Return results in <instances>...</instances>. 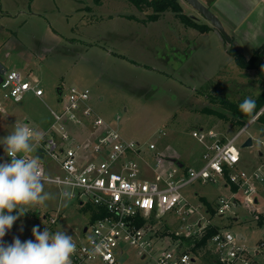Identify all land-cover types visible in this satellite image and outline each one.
Returning a JSON list of instances; mask_svg holds the SVG:
<instances>
[{
	"label": "rangeland",
	"instance_id": "rangeland-1",
	"mask_svg": "<svg viewBox=\"0 0 264 264\" xmlns=\"http://www.w3.org/2000/svg\"><path fill=\"white\" fill-rule=\"evenodd\" d=\"M9 1L13 0H4L7 8L24 13H16L11 21L0 11L4 17L0 18V63L6 62L7 71L14 70L25 80L37 79L44 90L42 100L28 93L22 101L8 103L10 117L13 124L29 125L42 136L43 130L54 121L51 110H62L57 90L62 88V99L66 101L63 95L76 87L88 93L87 106L93 114L116 127L125 140L139 143L143 149L153 143L166 158L191 166L202 153L201 145L192 138V131L203 128L216 133L220 139L239 131L226 105L234 102V95L226 96L223 91L229 87L232 91L235 85L238 86L235 93L241 89L253 91L254 95L259 93V78L239 71L226 52V44L215 34H199L192 29L187 34L181 33L184 26L179 20L174 21L170 13L152 24L146 21L149 12H141L127 0H104L100 7L95 6L94 0H82L84 11L88 10L87 6L93 9V13H84L85 21H97L84 27L81 22L84 14L77 13L74 0H35L33 4L32 0H16V8ZM51 3H56L58 8ZM36 11L42 16L28 15ZM190 11L189 8L187 12ZM101 15L106 17L102 23ZM4 26L13 33L3 30ZM104 34L106 39L100 41L98 35ZM117 34L122 36L120 40ZM181 37L183 40L178 41ZM88 40L100 46L89 47ZM106 49L117 54L111 55ZM244 56H250L248 47ZM28 74L34 77H27ZM217 77H221L218 78L220 87L216 89L219 92L212 91V84L206 88V83ZM0 100H3L1 95ZM82 120L91 123V119ZM248 123L235 143L240 154L238 167L252 174L263 166L264 176V136L261 137L264 129L256 121ZM70 126L76 127L72 124L67 127L70 136L78 133V129L70 131ZM248 138L252 139V145L242 147ZM257 141L261 143L258 145ZM37 149L38 146L29 155L35 156ZM147 155H151L148 150ZM43 164L47 175H61L60 167L49 156ZM259 183L256 205L238 206L223 218L206 214L201 198L215 208L219 198L228 193L221 184L197 182L186 188L184 194L193 204L202 205L203 211L199 212L204 220L230 231L236 238L242 235L243 239L237 240L239 245L254 255L255 264H264V181ZM45 191L52 193L54 199L47 201L46 206L28 208L27 214L3 238L5 244H11L15 237L22 242L34 240L32 229L37 226L41 232L45 228L50 232L64 230L74 241L81 239L94 206L86 199H83L86 204L80 206L77 200L62 198L63 191L56 185L45 183ZM199 218L200 215L192 214L189 222L195 224ZM51 219H56L55 223ZM173 220L165 226H155L154 231L175 240L172 234L182 232L183 222ZM259 220L263 223L258 224ZM123 249L120 264H147L135 248L124 245ZM198 258V263L210 264L203 256Z\"/></svg>",
	"mask_w": 264,
	"mask_h": 264
},
{
	"label": "built area",
	"instance_id": "built-area-1",
	"mask_svg": "<svg viewBox=\"0 0 264 264\" xmlns=\"http://www.w3.org/2000/svg\"><path fill=\"white\" fill-rule=\"evenodd\" d=\"M28 92L37 97L44 95L36 80H25L13 70L4 74L0 84L3 100L18 103ZM63 97L67 98L64 101L61 94L62 110L52 111L54 121L36 146L43 150L44 158L39 160L45 183L56 185L63 192L72 191V199L80 206L86 204V199L95 208L93 214L97 217L89 218L81 239L74 241L77 248L71 264H120L124 245L135 248L147 264H200L199 256L182 244V237L202 238L211 221L204 220L202 205L193 204L184 190L197 182L227 188L229 193L221 196L214 208L218 218L238 206L258 203L263 166L252 174L238 167L240 154L235 143L247 126L232 137L221 139L212 131L195 129L192 138L204 149L200 163L180 166L159 153L153 143L143 149L139 143L125 140L116 127L93 114L87 106L86 91L71 87ZM4 113L0 104V122ZM84 117L91 119V137L78 141L70 136L67 127L82 126ZM147 150L151 155H147ZM46 156L58 164L61 175H47L43 164ZM8 160L0 147V162ZM205 213L208 214L206 209ZM192 214L200 215L195 224L189 222ZM171 218L183 222L182 232L173 233L175 240L154 231L155 226H165ZM55 221L51 219L52 223ZM237 240L228 230L213 235L207 246L212 255L209 263L255 264L254 255Z\"/></svg>",
	"mask_w": 264,
	"mask_h": 264
},
{
	"label": "clouds",
	"instance_id": "clouds-1",
	"mask_svg": "<svg viewBox=\"0 0 264 264\" xmlns=\"http://www.w3.org/2000/svg\"><path fill=\"white\" fill-rule=\"evenodd\" d=\"M255 108L256 101L250 97L239 105L244 114L253 113ZM12 129L0 139L9 158L0 162V264H71L77 245L64 230L50 232L45 228L41 232L37 226L32 229L34 240L22 242L15 237L11 244L4 243L7 232L27 214L28 208L46 206L47 201L54 199L52 193L45 191V173L39 157L29 155L35 151L42 134L18 122ZM66 184L70 185L71 181ZM60 195L71 200L74 192L64 191Z\"/></svg>",
	"mask_w": 264,
	"mask_h": 264
},
{
	"label": "crops",
	"instance_id": "crops-1",
	"mask_svg": "<svg viewBox=\"0 0 264 264\" xmlns=\"http://www.w3.org/2000/svg\"><path fill=\"white\" fill-rule=\"evenodd\" d=\"M34 1L35 0H32V4L34 3ZM74 1H75L74 4L78 6L77 13H80V14L93 13V9L91 7H88V6L85 7L86 9L88 8V10H86V9H85L86 11L83 10L84 2L82 0H74ZM199 1L201 3H203L205 6H207L218 17V19L221 21L226 33L232 38V41L238 43L239 45H241L243 47L242 53H239V52H237V53L241 54L245 59H249L250 56L252 55L253 51L264 44V0H199ZM9 2L12 3L13 7H15V8L18 5V2L16 0L9 1ZM103 3H104V0L101 4L97 5L95 3V0H94L95 6L100 7L101 5H103ZM179 3L181 5L184 13L187 12L190 8V10H191L190 13L187 12V14L189 16L195 17L199 23L212 28L210 23L205 21L194 9H191V7L184 0H179ZM51 6H55L56 8H58L56 3H54V5H53V3H51ZM4 9H6L7 12H5ZM0 11L4 15L7 16L6 17L7 20L9 19L11 21L14 20L13 18L16 15V13H24V11H22V10L17 11V12H16V10L11 11V9L7 8L6 4H4V0H0ZM9 11H11V12H9ZM167 13H170L173 15L174 21H176V20L178 21V19L175 17V15L173 13L166 12V13L162 14L158 20L152 21V24H155L157 21H159L161 18H163L165 16V14H167ZM85 14L83 17H81L82 18L81 22L85 25L84 27H86L87 25L89 27L90 24L94 25L95 23H97V21L87 23L85 21ZM28 15H31L32 17L33 16H40V17L42 16L37 11L36 12H30V14H28ZM28 15H27V17H28ZM66 15L68 17L70 16V14H67V13H66ZM100 17H101L100 23H102L103 22L102 20L105 19L106 17L104 18L103 15H101ZM0 18L3 19L4 17L0 16ZM128 19L130 21H132V20L136 21L135 19H131V18H128ZM23 22L25 23L27 21L24 20ZM137 22H139V21H137ZM182 25L184 27L183 28L181 27V33L185 32L187 34L188 29H192L196 32H199L193 28L185 26L184 24H182ZM3 30L9 31V33H13V31L10 28L5 27V26L3 27ZM205 33L215 34V30L212 28L208 32H205ZM114 34H116V33H114ZM119 34H121V33H119ZM199 34H204V33L199 32ZM105 35L106 34L98 35L100 38L99 40L102 41V39H106ZM118 36H119L118 39L120 40V38L122 36H120V35H118ZM152 37H154V34L152 35ZM92 39L94 40L93 37H92ZM67 40L71 41L70 39H67ZM93 40H88V41H90L88 43L89 47H99L100 44L98 42L93 41ZM181 40H183L182 37L178 41H181ZM74 41H75V39H74ZM69 43H74V42H69ZM223 43L226 44L225 49H226L227 54L230 56V54L228 53V50L230 49L231 45L229 43H227L226 41ZM83 44L85 46H87V44H85L84 42H83ZM247 47L249 49V55H250L249 58H246L244 56V52H245ZM46 51L50 52L51 50L47 49ZM106 51L108 53H110L111 55H114V53H115V52L108 50V49H106ZM115 54H117V53H115ZM230 57H232V56H230ZM1 63L4 66L6 65V62H1ZM27 77L33 78L34 76L28 74ZM32 80H36L38 82V85H40V82L37 79H32ZM39 88H40V86H39ZM28 93H31L32 96H34L35 98H38L40 100H42V98L44 97V95L42 97H37L32 92H28ZM61 94H62V88H60V91H58L59 99L61 97ZM8 103H10V101L0 100V104H2L3 107L5 108V113L2 116V121L0 122V139H3L4 137H6L13 130L12 128L15 125V124H13L11 117H10V106ZM51 114H52V110H51ZM28 123H30V122H28ZM49 128L50 127H48L46 130H43L44 134H46V132L49 130ZM69 129H70V131H76V129H78V133L74 132L72 134L74 139H76L78 141H85L87 138L91 137L92 127H91V123H89V122H85L80 127L70 126ZM0 147L4 151L3 145H0ZM200 147H201V151L203 153L204 149L202 146H200ZM202 153L199 154L198 161H196V163L192 164V165H197L200 163L199 159H200ZM179 163L185 164L184 162H182L180 160H179ZM228 193H229V191H228ZM201 198L203 201L206 200L204 197H201Z\"/></svg>",
	"mask_w": 264,
	"mask_h": 264
},
{
	"label": "trees",
	"instance_id": "trees-1",
	"mask_svg": "<svg viewBox=\"0 0 264 264\" xmlns=\"http://www.w3.org/2000/svg\"><path fill=\"white\" fill-rule=\"evenodd\" d=\"M127 1L131 3L133 6H135L141 12H146V11L149 12V14H147V20H146L148 22L156 21L159 19V17L162 14L166 12H171L182 24L199 31L200 33H205L208 32L210 29H212L206 25L199 23L192 16H189L186 13H184L179 3V0H127ZM102 2L103 0H95V3L97 5L101 4ZM228 53L230 54V56H232L233 63L235 64V66L239 71L247 75L249 74L250 76L252 75L256 76L257 78H259V84H260L259 93L255 95L253 91H248V89L247 90L241 89V91H237V93H235V90L238 88V86L235 85L233 86L232 91H230V87L225 91H223V94H226V96L232 94L234 95L233 96L234 102H226L227 107L230 108V111L234 116L232 118L233 125L235 126V129L241 130L247 125L249 121H251L253 118L256 117V123L259 124V126L262 129H264V110H263L264 108V44L261 45L256 50H254L249 59H245L241 54L237 53L234 46L230 47ZM218 78L221 77L214 78L212 79L213 81L209 80L206 83V88H208V86L212 84L211 86L212 91L219 92V90H216L218 89V87H220L218 85L221 83L220 80H218ZM248 97L256 101V108L253 113L244 114L240 111L239 105L240 103H242V101L245 98ZM221 103L225 104L224 101ZM233 190L235 191V188ZM204 204L206 206L207 213L211 215L210 217L211 218L215 217L214 207H211V205L206 200H204ZM96 217L97 215L93 214L91 219L94 220ZM257 223L262 224L263 221L259 220L257 221ZM220 230H222V228H220L216 224H210L207 227L205 235L202 238L182 237V242H183L182 244H184V246L195 256H203L207 261L212 262V255L207 250L208 241L213 235L220 232ZM172 236L175 239L177 238L175 237V235Z\"/></svg>",
	"mask_w": 264,
	"mask_h": 264
},
{
	"label": "water",
	"instance_id": "water-1",
	"mask_svg": "<svg viewBox=\"0 0 264 264\" xmlns=\"http://www.w3.org/2000/svg\"><path fill=\"white\" fill-rule=\"evenodd\" d=\"M184 1L192 9H194L205 21L210 23L212 28L215 30L216 36L220 39L221 42H225L226 41L231 46H234L237 52L242 53V49L240 48L239 44L234 42V41H232V38L226 33L221 21L218 19V17L207 6H205L199 0H184ZM193 18L196 19L195 17H193ZM6 72H7L6 67L2 63H0V84H1V82L3 80L4 74ZM58 91H60V88L58 89ZM263 110H264V108H263ZM254 121H256V117L254 119H252L249 123L254 122ZM200 130H202V128ZM263 136H264V133H262L261 137H263ZM251 145H252V139L248 138L247 141H245V143L242 145V147H249ZM36 156L39 157L40 159L44 158L43 150L41 148L37 150ZM170 160H171V162L182 166V164L179 163V161L177 159H170ZM238 239L239 240L243 239L242 235H239Z\"/></svg>",
	"mask_w": 264,
	"mask_h": 264
}]
</instances>
